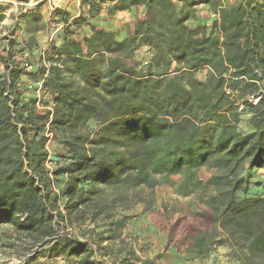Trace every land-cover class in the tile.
<instances>
[{
	"label": "trees",
	"instance_id": "1",
	"mask_svg": "<svg viewBox=\"0 0 264 264\" xmlns=\"http://www.w3.org/2000/svg\"><path fill=\"white\" fill-rule=\"evenodd\" d=\"M79 2L76 18L54 12L62 28L43 56L36 35L45 25L36 12L24 17L23 42L0 38V225L12 227L5 246L14 247V235L37 248L25 264L38 256L98 264L95 251L112 255L117 242L115 256L125 253L118 264H151L123 239L125 213L138 203L151 208L141 196L152 200L158 177L171 185L179 176L173 193L211 212V229L196 231L188 252L226 247L232 264H264V195L249 196L264 169V0ZM139 5L143 19L122 39L91 25L103 10L111 17ZM206 5L217 15L211 30L190 27ZM84 27L90 35L78 34ZM142 48L150 54L145 71L135 62ZM34 50L36 67L26 71L16 53ZM22 78L43 79L41 98L22 99ZM243 120L247 132L239 130ZM50 141L65 152L53 172L45 168Z\"/></svg>",
	"mask_w": 264,
	"mask_h": 264
},
{
	"label": "rangeland",
	"instance_id": "2",
	"mask_svg": "<svg viewBox=\"0 0 264 264\" xmlns=\"http://www.w3.org/2000/svg\"><path fill=\"white\" fill-rule=\"evenodd\" d=\"M220 1L222 5L233 4L236 0H214ZM138 7V6H137ZM137 7H134V14L132 9L125 12H118L115 15L108 17L105 14V10L101 13H104L102 17L96 18L94 21H91V25L97 30L114 32L119 39L125 37L126 32L132 27L137 20V16L141 15V11H137ZM196 23L201 26H205L208 30H211V26L216 20V14L211 11L209 6H200L196 9ZM44 30L38 34L37 45L39 47L45 46L47 39L50 33L55 29L53 25H50L45 19L43 20ZM197 25V24H195ZM191 27L192 25L189 24ZM12 38L18 42H23L26 37L25 34L20 32L19 28L13 26L10 30ZM78 34L81 35H90V30L88 27H84L78 31ZM20 49V48H19ZM18 47H14L13 51L16 52ZM149 53L147 49H140L135 54V62L138 64L139 68L141 67L144 71L148 66ZM15 59L21 63L25 64L28 62L36 63L38 59V54L36 50L33 51V56L27 55L26 52L16 53ZM157 72V70H155ZM3 73V67L0 64V75ZM198 79H203V73L196 76ZM22 93V99L24 101H32L34 99L41 98V92L38 94L34 88L33 82L28 78H22V85L19 88ZM43 102L50 103V99L47 95L44 96ZM37 110L42 112V108L37 105ZM248 123L244 120L239 124V130L241 132L248 131ZM46 149L49 154L48 162L46 163V170L48 172L55 171L58 167L65 164V152L61 146L54 142H48ZM257 179L251 181L249 196H263L264 195V169L257 173ZM198 178L201 181H206L209 178V172L205 169H202L198 173ZM171 185L164 182L163 178L158 177V185L154 189L153 198L147 197L145 191L142 194L141 198H147L148 201L152 202L151 208L148 210H143V204L133 205L131 210L125 213L130 216L128 224L126 227H129L132 223H135L139 218L145 217L148 225L155 227L156 232L153 234L152 242L156 244L159 242V234L162 231H165V239L163 240V248L159 249L158 253L155 255L149 256V243H143L139 241V235H123L122 237L127 242L126 244L135 251L136 255L142 260H148L151 264H170L167 262H161L165 256H175L176 258H182V263L186 261H192L193 264H232L233 259L230 255L228 248L224 247L225 250L221 251L213 257H209V253L202 257H194L191 253L188 252V249L191 245V237L198 230H210L211 229V212L201 206L198 203V199L195 197L182 198L176 196L173 193V186L178 183L180 180L179 176H173L170 179ZM64 181V177H58L55 181V188L59 189ZM241 196V195H240ZM242 197V196H241ZM59 210H63V200H59L57 203ZM125 227V228H126ZM7 232L8 236L12 232V227L10 224H1L0 225V264H25L26 260L32 256L37 248H29V241L25 244H21L18 240L12 236L10 242L14 243V247H7L8 237L5 235ZM67 232L73 237H78L80 239L85 238V232L82 229L77 227H67L62 229L60 226L59 233ZM105 243L103 244V246ZM113 249V254L105 255V257H100L101 254H106V251H95L94 260L99 262L98 264H118L125 253H122L119 256H115L114 251L120 248L117 242L111 244ZM217 250V248L213 249ZM211 250V251H213ZM115 257H114V256ZM184 255V257H182ZM28 264H73L69 263L67 260L62 258L57 259H48L46 257H35Z\"/></svg>",
	"mask_w": 264,
	"mask_h": 264
},
{
	"label": "built area",
	"instance_id": "3",
	"mask_svg": "<svg viewBox=\"0 0 264 264\" xmlns=\"http://www.w3.org/2000/svg\"><path fill=\"white\" fill-rule=\"evenodd\" d=\"M0 3L3 4V6H0L3 9V12L0 13L3 17L0 22V38L12 37L10 30L13 26L18 27L21 34L24 33V17L30 12L38 13L43 20L45 19L50 25H53L55 29L50 33L45 46L41 47V56H43L47 46L54 40L56 33L62 28V25L54 23V12L56 10L65 11L73 19L78 17L83 11L79 0H0ZM215 16L217 17V15ZM1 50L2 46H0ZM20 65L26 71H31L36 67V63L33 64L31 61L25 64L20 63ZM45 77L46 75H44L43 79ZM43 79L34 83V88L38 94L40 93Z\"/></svg>",
	"mask_w": 264,
	"mask_h": 264
},
{
	"label": "crops",
	"instance_id": "4",
	"mask_svg": "<svg viewBox=\"0 0 264 264\" xmlns=\"http://www.w3.org/2000/svg\"><path fill=\"white\" fill-rule=\"evenodd\" d=\"M0 6H3L2 3H0ZM144 6L143 5H139L137 7V11H141V15H138L137 16V20H142L143 19V15H144ZM133 11V14H134V9H132ZM102 15H104V13H101L99 17H102ZM191 24L192 26L191 27H194L195 24H198L196 22H192L190 21L188 23V25ZM129 31L132 32V27L129 29ZM41 33V32H40ZM40 33H38L40 35ZM38 34L36 35V39H38ZM143 49H146V48H143ZM150 57V55H149ZM261 171V170H260ZM259 172V171H258ZM255 173V176L254 178L251 180L253 181L254 179H257V173ZM145 217H141L139 218L135 223H132L129 227H126L124 230H123V235L124 236H127V235H139V241L140 243L141 242H145V243H149L150 244V247H149V256H152V255H155V253H158L159 252V249H162L163 248V240L165 239V231H162L161 234H159V239L160 241L159 242H156V244H154L152 242V239H153V234H155L156 230L155 227H153L152 225H148L147 222H145L146 220L144 219ZM225 248L224 247H218L217 250H213L211 252H209V257H213V255H216L218 253H221V251H224ZM193 258L194 257H197L195 256L194 254H192ZM184 257V255L182 256ZM182 258H176L175 256H165L161 262H167V263H170V264H193L192 261H186L184 263H182Z\"/></svg>",
	"mask_w": 264,
	"mask_h": 264
}]
</instances>
